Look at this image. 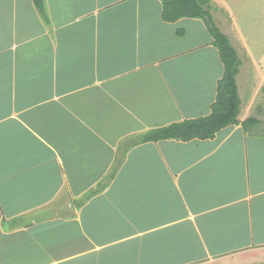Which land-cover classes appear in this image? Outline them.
<instances>
[{
    "label": "crops",
    "instance_id": "0c3cea01",
    "mask_svg": "<svg viewBox=\"0 0 264 264\" xmlns=\"http://www.w3.org/2000/svg\"><path fill=\"white\" fill-rule=\"evenodd\" d=\"M215 3L240 67L262 69L244 2ZM162 15V0H0V264L264 262V133L140 142L210 114L225 73L203 19Z\"/></svg>",
    "mask_w": 264,
    "mask_h": 264
},
{
    "label": "trees",
    "instance_id": "16d2710c",
    "mask_svg": "<svg viewBox=\"0 0 264 264\" xmlns=\"http://www.w3.org/2000/svg\"><path fill=\"white\" fill-rule=\"evenodd\" d=\"M34 3L39 9L44 8V0H34ZM162 3V16L165 21L176 22L183 17L204 20L213 36V44L220 51V57L225 66V73L218 82L217 98L212 104L210 114L198 118L185 119L150 130L143 135L140 142L166 139L180 141L210 139L215 137L218 132L239 123H242L245 129L258 124L260 120L255 116H249L244 121H240L244 108V101L239 94L237 82L241 60L228 36L212 21L213 0H162ZM121 161V159L118 160L116 166H119ZM253 264H264V262Z\"/></svg>",
    "mask_w": 264,
    "mask_h": 264
},
{
    "label": "rangeland",
    "instance_id": "374dc122",
    "mask_svg": "<svg viewBox=\"0 0 264 264\" xmlns=\"http://www.w3.org/2000/svg\"><path fill=\"white\" fill-rule=\"evenodd\" d=\"M229 1L233 5V7H236L238 10L242 4V1L244 2L245 10H244V14L242 17V19H244L243 21L244 23L243 22H240V23L244 27L247 26L248 28L257 24L256 25L257 31L260 32L258 36L260 38L255 39V43H256L257 49L261 50L262 48L261 46H263L262 45L263 42L259 43L258 40L264 39V0H229ZM211 14H212V21H214L215 25H217V27H219L220 30L223 33H225L229 38V35L231 34V28H232L229 22L230 18L225 13V11L222 9V7L215 3V0H213V8L211 10ZM223 23L227 25H224ZM232 42H233V39H232ZM262 54L264 55V51H262ZM247 62H248V59H244L243 66L240 67L241 71L237 75L238 87L240 88L239 91L241 94L240 96L247 98L251 94V91H253V95L257 94L255 103L251 110L252 113L250 116H255L260 121L257 125L254 124L252 126L253 127L252 129H255L261 133H264V77L261 79V75H260L261 73L262 75H264V60L262 61V59H259V62L261 63V67L263 68L260 70H256V71L255 69L257 66L254 64L252 65L250 63L252 66L251 68H249L247 67V64H248ZM253 95H252V99H253ZM250 103L251 101L249 100L248 104ZM244 106H245V103H244Z\"/></svg>",
    "mask_w": 264,
    "mask_h": 264
}]
</instances>
